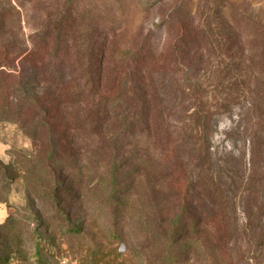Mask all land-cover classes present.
Masks as SVG:
<instances>
[{
    "label": "rangeland",
    "instance_id": "1",
    "mask_svg": "<svg viewBox=\"0 0 264 264\" xmlns=\"http://www.w3.org/2000/svg\"><path fill=\"white\" fill-rule=\"evenodd\" d=\"M135 66L161 132L118 139L111 201L94 178L119 129L95 112ZM181 127L203 129L207 153ZM61 174L68 193L53 188ZM174 215L177 237L189 228L173 246ZM169 253L264 264V0H0V257L162 264Z\"/></svg>",
    "mask_w": 264,
    "mask_h": 264
},
{
    "label": "trees",
    "instance_id": "2",
    "mask_svg": "<svg viewBox=\"0 0 264 264\" xmlns=\"http://www.w3.org/2000/svg\"><path fill=\"white\" fill-rule=\"evenodd\" d=\"M99 66L101 68L100 62H98V67ZM101 73L102 72H100L99 74H93L86 78L85 90L86 89L94 90V88L96 87L99 88L102 82ZM129 78H131L130 85L127 83V81H124L122 85L118 87V89L122 90L120 92L123 93V96L121 94L114 95L112 93L111 97H114L113 98L114 100L112 101V103L109 104V108L107 105L101 106V109L95 112V116L97 115L98 112H100V114H102V118L106 120V125H105L106 131H108L109 129H113V128L119 129L118 134H116L111 139L113 140V144L111 146V148L113 149V153H112V156L110 157V160L112 163L110 162L107 165L102 167L103 170L98 172L99 178L93 177L96 180V182H102L103 184H105V186L110 188L111 191L110 193H107L106 198L111 201H114V200L117 201L118 198L116 197L115 194L119 192L118 185H120L118 181V175H119L118 164H120V161H116L117 160L116 155L119 154L123 156V151H124V147H122L123 145L120 144V140L118 141V139H125L126 136H129L131 138V136H133L134 134L136 136H140V133L142 132H144L145 133L144 135L147 136L148 132L151 131V129L153 128H154L153 135L155 133V136H160V132H161L160 127L159 125H157V121L154 117V112L157 108L156 101L150 94L147 93V91L145 92L143 88L140 87L139 85V83L144 80L143 73L141 72L140 69H138L135 66L132 69ZM79 94L84 95L83 92H79ZM121 107L125 108V112L127 116L129 117H126V115L124 116L122 115L120 116V118L117 119L118 117L117 111ZM91 129L96 131L94 128H91ZM181 129H182L181 130L182 132H180L182 134L181 140L183 141L185 145H188V141H191L192 144L195 145L193 143V140L197 138L195 142L198 140L200 146L206 148V153H207L208 148H209V145H207V142L209 139H207L206 136L201 135L203 129L200 128V130H198V128L196 127L195 128L181 127ZM152 141H155L154 138L152 139L148 136L146 144L145 143L140 144L139 146L140 148H138V150H140L139 155L151 149L149 143ZM142 146H145V148H142ZM135 158H139V156ZM96 175L97 174L93 176H96ZM66 176L68 175L66 174ZM64 179L65 177L63 176V179H62V174H61V177L55 180V183L53 184V188H66L67 193H68L70 192V190H68V188H70L69 181L67 180L65 181ZM208 181H212V179L209 178ZM96 182L94 186L97 185ZM62 193H63L62 191L56 189L54 190V192H51V194L48 197L50 200L52 199V201L56 202L58 200L57 195L62 194ZM57 213L59 214L60 220L64 221L66 218L64 214L60 210L57 211ZM247 219L250 220V217H247ZM33 220L36 221V219H33ZM178 223H179V217H176L175 215L172 216L170 226L168 228V232L166 235V239L163 241V244L167 243L169 245L174 246L175 244L179 242V239H181L184 235H186V232L189 227L187 226V224H184L183 227L185 231L181 232L182 233L181 236L177 237L178 233L181 231L179 230V227L181 226V224L179 226ZM196 226L197 224L192 222L191 227L194 228ZM77 229L78 227H76L75 225L72 228V232ZM164 257L165 259L162 261V264H177L180 254L179 253H169L165 255ZM2 261L5 264L4 262L5 259L0 257L1 264H2Z\"/></svg>",
    "mask_w": 264,
    "mask_h": 264
}]
</instances>
